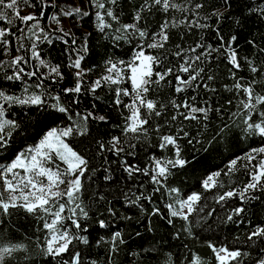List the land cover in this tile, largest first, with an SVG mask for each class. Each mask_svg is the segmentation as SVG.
Listing matches in <instances>:
<instances>
[{
	"label": "trees",
	"instance_id": "trees-1",
	"mask_svg": "<svg viewBox=\"0 0 264 264\" xmlns=\"http://www.w3.org/2000/svg\"><path fill=\"white\" fill-rule=\"evenodd\" d=\"M7 2V0H6ZM135 3V0H132ZM194 10L197 3L204 7L199 10V16H193L192 12H173L168 19H196L199 23H207V28H191L186 24L180 27L170 28L169 42L164 49H147L148 54L161 57L165 67L173 68L174 75L187 78V74L180 73L179 64L184 59L194 57L197 53L185 51L181 58L173 55L180 49H191L196 44H203L204 48L197 49L202 52L209 45L219 46L218 35H223L227 40L232 36L237 39L234 42L235 50L241 58H247L261 66L257 60L259 47L264 45V17L259 14H252L244 6L254 3V0H229L226 5L224 0H176ZM81 7L82 12L88 15H75L69 17L65 9L70 7ZM112 8L114 13L119 14V21H113L105 16V23L110 27L101 32L97 28L95 17L96 9L92 8L89 0H20L18 3L19 16L35 14L39 16L41 9L45 16L39 20L40 39L36 40V51L40 59L45 61L40 66V60L31 56L32 42L36 39L32 33L21 34L20 29H27V25L21 24L16 19V12L6 10L8 18L0 20V30H8L6 37L7 47L0 42V91L6 95L28 96L40 95L45 102V107L54 111L53 105L57 103L55 97H59L61 106L67 107L72 114V120L79 124H86L91 131L88 137L73 135L67 138L66 142L75 150L83 154L89 160V170L86 172L83 181V191L80 194V203L88 211L87 219L80 218L79 222L86 232H80L88 238L89 244H80L73 241L71 251H79L82 254V264H190L193 257H198L199 264H216L215 256L207 247L209 243L219 247L224 246L230 249L246 251L249 256L244 259L243 264H254L264 252V240H256L255 244L247 241L248 234L257 226H264V192H255L254 200H245L241 204L239 198L228 200L222 204L215 202V197L226 190L236 188L239 190L247 182V169L244 167L245 160H240L237 171L233 175L220 177V182L225 185L223 188H214L212 191H205L201 185L202 181L212 173L226 171L229 161L234 158L244 157L253 148L264 146V138L245 132L243 120L245 114L239 104L242 93L229 90L233 78L228 72V65L221 53H214L209 61L203 58V63L196 62L200 67H211V73L215 79L208 82L216 88L210 92L203 87H195L179 95L174 93L171 83L162 82L159 85L153 84L147 93V98L158 105L165 106L161 117L150 115L142 109V113L149 117V124L145 125L147 134L141 133L133 136L125 133L126 117L130 115L125 104L132 103L131 96H120L121 104L117 107L116 89L131 90L128 81L117 85L102 83L96 92L91 91L93 83L107 75L105 71L110 63L127 61L131 58V52L138 43L151 42L145 38L140 40L138 35L131 33L117 32L121 25L132 22L131 17L136 9L129 7V0H121L120 5L106 4ZM243 10L244 17H247L241 24L240 14ZM103 11V10H101ZM147 15L145 11L143 13ZM55 16V20L52 17ZM217 16L222 18L218 21ZM12 20V23L8 22ZM156 23L149 24L148 31H158L157 23L162 22V14H155L150 17ZM33 22H29L31 24ZM219 29V34L215 29ZM68 33L63 35L61 31ZM42 30V31H41ZM47 35L48 40L43 39ZM119 37V39H117ZM73 41L76 43L74 44ZM249 41H255L250 45ZM20 44L24 49L20 50ZM180 45V49L176 45ZM17 55L24 56L29 62L22 64L25 72L35 71L40 67L37 75L29 80L26 76L21 81H8L7 75L14 71L11 68V60ZM167 59H164V57ZM75 59H81L83 75L80 77L82 85L81 93L65 95L64 90L75 87L77 83V69L71 67ZM247 59L244 62H247ZM50 67H55L57 73H50ZM163 71L164 68H157ZM209 73V74H211ZM43 76V80L40 76ZM173 77H169L174 83ZM239 76L251 75L242 68ZM246 82V81H245ZM39 85V86H37ZM227 86V87H226ZM28 92H24V88ZM192 97H195L193 100ZM176 99L177 102L188 100L193 106H209L213 111L209 112V119L204 120L199 116L197 120H184L176 109L172 108L169 101ZM231 100V103L228 101ZM78 101V102H77ZM207 101V104L205 103ZM31 105H11L5 107V119L20 121L28 117ZM219 108L220 111H215ZM41 112L44 108L40 109ZM186 112V109H180ZM93 113V118L83 119L87 114ZM77 113L81 115H77ZM236 113V115H233ZM176 114L177 120H171V115ZM104 115L105 122L95 117ZM255 122H259L258 114L254 113ZM35 118L29 117L28 121L34 123ZM68 115L55 122L49 121L39 127H30L27 132L11 137L9 147L0 152V158L10 162L19 151L33 147L50 128H62L72 125ZM224 124L228 128L223 134L217 130ZM157 125L159 130L157 131ZM74 126V125H72ZM186 131L184 136L180 129ZM179 136L177 144L180 147L181 157L187 161L183 167L170 168V175L164 181V188L154 191V185L150 182V175L145 176L143 172L129 175L125 166H135L140 169L150 170L154 167L153 161L161 159L167 161L175 159L171 146L161 150L159 141L161 135ZM117 137L119 143L116 147L122 149L118 154L107 150L112 148V138ZM85 143H81V140ZM189 140L192 143H189ZM103 143L106 150L99 151V145ZM255 163V161L253 162ZM176 188L177 193L170 192ZM192 193H199L201 201L198 208L202 211L194 212L188 222L179 218L174 219L173 225L160 215H152V209L159 208L161 213L167 215L166 205L175 203L176 198L184 199ZM141 197L137 200V197ZM102 197V198H101ZM151 197V201L147 199ZM236 207H243L246 210L235 216L233 221L226 218L232 214ZM211 212L212 215H208ZM66 216L71 215L66 212ZM103 220L105 227L101 228L99 222ZM66 228L71 233L77 230L72 226L70 220L64 221ZM42 222L33 216H26L23 211L15 212L11 217L5 216L0 219L2 235L13 242L24 243L29 250L31 260L24 262H10V264H47V258L42 256L37 246L44 237V232L37 231ZM187 229L188 231H185ZM120 232V239L113 243L112 236ZM139 233V235H137ZM179 237V238H177ZM116 247V251L111 249ZM21 257L23 253L18 254ZM69 258L70 257H65Z\"/></svg>",
	"mask_w": 264,
	"mask_h": 264
},
{
	"label": "snow or ice",
	"instance_id": "snow-or-ice-1",
	"mask_svg": "<svg viewBox=\"0 0 264 264\" xmlns=\"http://www.w3.org/2000/svg\"><path fill=\"white\" fill-rule=\"evenodd\" d=\"M19 2L20 0H7V2L6 0H0V20L8 18L6 10L16 12V19L21 24L28 26L26 30L25 28L20 29L21 34L32 33L36 38L32 42L31 56L40 60V66H44L45 61L40 59L38 52L35 50L37 47L36 40L40 39V34L34 30L39 28V20L45 16V12L41 9L39 16L29 14L21 17L18 11H16ZM24 2H27V0H24ZM89 2L92 8L96 9L95 17L99 31L104 32L106 28L110 27L109 24L105 23V16L111 18L113 21H119V14L114 13L112 8L106 7V4L120 5L121 0H89ZM224 3L228 5L229 0H224ZM129 7L136 9L135 14L131 17L132 22L121 25L116 31L136 34L140 40L148 38L151 42L140 43L138 41L131 52L129 60L110 63L105 70L108 74L97 79L91 87V91L95 93L102 83L117 85L124 81L130 82L131 90L116 89L115 103L117 107L121 104V95L132 97V103L124 105L130 113L125 118L126 127L123 129L125 133H131L133 136L141 133L147 134L145 125L149 124L150 121L149 117L142 113V109L149 116L155 115L156 117H161L164 113L165 106L163 104L158 105L153 100L147 98V93L153 84L159 85L162 82L171 83L174 93L177 95L188 91L194 85L197 88L203 87L207 91L215 92L216 88L208 83L215 79V74L211 73V67H200L196 62L203 63L204 57H207L210 61L213 58V54L219 52L223 55V59L228 65V72L233 78V83L229 90L242 93L239 104L242 106L245 114L243 120L245 132L264 138V45L259 47V53L256 54L257 60L261 65L257 66V63H254L253 60L239 56V52L234 47V42L237 39L236 36H232L226 40L223 35H218L219 46L209 45L202 52H197V49L204 48L203 44L198 43L194 48L188 50L180 49V45L178 44L176 48L180 50L173 53L177 58H181L185 51L197 53L194 57L184 59L179 64V72L187 74V78L185 79L180 75H174L173 68L165 67L160 56L148 54L146 50L164 49L170 39V28L180 27L185 24L189 29L209 27L207 23H199L196 19L189 20L187 16L184 19H168L169 15L173 12H192L193 16L198 17L199 10L204 5L197 3L193 10L185 4L176 2V0H135V3L129 0ZM244 7L252 14H259L260 17H264V0H254V3L247 4ZM145 11L147 15L143 14ZM65 14L69 17L88 15L87 12H82L79 6L65 9ZM155 14H162V22L157 23L158 31L150 32L147 30L149 24L156 23L150 17ZM240 17L239 22L242 24L247 19L243 15V10ZM221 18V16L216 17L218 21ZM52 19L55 20V16ZM8 22L12 23V20L8 19ZM29 22L33 23L29 24ZM58 31H61L63 35H68L62 29H58ZM215 31L219 34L218 28ZM9 34L8 30H0V42L3 43L5 48L8 42L4 37ZM43 39L48 40L49 37L45 35ZM73 43L75 44L76 42L73 41ZM249 44L255 45L256 42L249 41ZM24 47V44H20L19 46L20 50L24 49ZM164 59H167V57L165 56ZM245 59H247L246 63L244 62ZM28 62L22 55H17L13 58L11 64L8 66L13 68L14 71L11 75H7L6 79L8 81H21L25 76L29 80L35 77L37 72L40 71V67H35V71L25 72L24 67L21 65ZM4 66V64H0V67ZM70 66L77 69L75 73L77 83L75 87L65 89L64 93L66 96L69 94H76L78 96L82 90L80 82V77L83 75V72L80 71L81 59H75ZM161 67L164 68L163 71L156 70ZM242 68L246 73H250L251 75L247 77L239 76L238 74ZM50 73L59 75L55 67H50ZM173 75L174 83L172 80H169V77H173ZM43 78L41 75L40 79L43 80ZM24 92H28L27 87L24 88ZM55 99L57 103L52 106L54 111H50L45 107V102L41 99L40 95L14 96L6 95L5 92L0 91V152L9 147L12 136L19 134V132H27L30 127H39L49 121L55 122L63 118L64 114H67L69 120H72V114L69 112V109L60 105L59 97H55ZM192 99L194 100L195 97H192ZM228 102L231 103V100ZM169 103L186 121L197 120L199 116H202L204 120H208L209 112L213 111V108L209 106H193L186 99L182 102L172 99ZM205 103L207 104V101ZM16 104L34 107L29 109L28 117H24L20 121L5 119V107ZM41 108H44L43 112L40 111ZM180 109H186L187 111L181 112ZM215 111H220V109L216 108ZM254 113L258 114L259 122H255L253 118ZM77 115L81 114L77 113ZM233 115H236V113ZM29 117L35 118L34 123L26 122ZM89 118H93V113L89 112L87 116L83 117L85 120ZM177 118L176 114L171 115V120L175 121ZM95 119L101 122L106 121L104 115L95 117ZM72 125L62 128H50L38 144L17 152L10 162H5L0 158V219L5 216L11 217L14 211H23L26 216H33L41 221L42 224L37 231L42 230L44 237L37 246L40 248L42 256L47 258V264H82V254L79 251L72 252L71 246L73 245V241H79L80 244L84 245L89 244L88 238L79 234L80 232L87 231L86 228L82 227L79 220L80 218L87 219L88 211H86L79 201L80 194L83 191L82 178L85 177L86 172L89 170V160L71 147L66 140L73 135L88 137L91 135V131L86 124L82 125L74 120H72ZM227 128L228 125L224 124L217 131L223 134ZM158 130L159 125H157ZM180 132L185 137L188 136V133L183 131L182 128ZM178 138L179 136L176 135H161L159 141V148L161 150L170 146L172 149H175V159L167 161L155 159L153 161L154 167L150 170L136 168L134 165L125 166L124 170L130 176L134 172H143L145 176L150 175V182L155 186L154 191H160L164 188L163 182L170 175V168L183 167L187 163L181 157L180 147L177 144ZM81 143H85L87 147L85 140L82 139ZM118 143V138L113 137L111 141L112 148L107 150L118 154L122 151V149L116 147ZM189 143H192V141L189 140ZM98 150H106L105 145L100 143ZM240 160L246 161L244 167L247 169V182L239 190L233 187L217 195L215 197L217 204H222L234 198H239L241 204H243L245 200L255 199V196L251 195L252 193L257 191L264 192V146L251 149L244 157L232 159L229 161L226 171L223 173L217 171L209 174L202 181L201 187L208 192L217 187H225L220 182V177L222 175L229 176L235 174ZM57 161L59 162L58 164ZM254 161L255 163H253ZM170 192L176 194L177 189L171 188ZM136 199L140 200L141 197L138 196ZM147 199L151 201V197H147ZM200 201L201 195L199 193H192L184 199L176 198L175 203L167 204L168 212L166 216L161 213L159 208L152 209V215L162 216V218L167 220L169 225H173V221L176 218L188 222L194 212L203 210L197 207ZM245 210L243 207H236L226 219L233 221L234 215L240 216ZM66 212L71 215L66 216ZM208 215H212V213L209 212ZM66 219L71 221L72 226L77 230L76 233H71L67 230L64 223ZM99 225L101 228L106 226L103 220L99 222ZM185 231L188 230L185 229ZM120 236L121 233L118 231L112 236L114 245L117 241L119 244L124 243V240L120 239ZM258 239L264 240V226H257L247 236V241L251 244H255ZM207 247L214 254L216 264H243L244 259L249 256V253L246 251L233 250L224 246L217 247L212 243H209ZM111 251L115 252L116 247L114 246ZM261 251L264 252V249H261ZM20 253H23L22 257L18 255ZM66 256L70 257V259L65 258ZM31 259L26 245L24 243L13 242L4 237L2 235V228H0V264H10V262H20L21 260L27 262ZM190 264H199L198 257H193ZM254 264H264V255H261Z\"/></svg>",
	"mask_w": 264,
	"mask_h": 264
},
{
	"label": "rangeland",
	"instance_id": "rangeland-1",
	"mask_svg": "<svg viewBox=\"0 0 264 264\" xmlns=\"http://www.w3.org/2000/svg\"><path fill=\"white\" fill-rule=\"evenodd\" d=\"M75 1H77V0H75ZM39 141H40V140H39ZM39 141H38V143H39ZM38 143H37V144H38ZM58 163H59V162L57 161V164H58ZM53 167H55V165H53ZM62 187H63V186H62Z\"/></svg>",
	"mask_w": 264,
	"mask_h": 264
}]
</instances>
